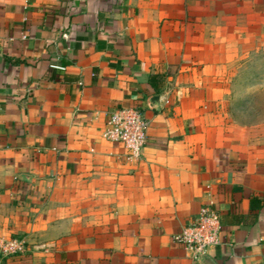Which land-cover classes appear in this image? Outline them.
<instances>
[{
    "label": "crops",
    "instance_id": "0c3cea01",
    "mask_svg": "<svg viewBox=\"0 0 264 264\" xmlns=\"http://www.w3.org/2000/svg\"><path fill=\"white\" fill-rule=\"evenodd\" d=\"M260 57L264 0H0V244L25 247L0 264H264V130L229 113ZM120 109L139 160L101 137ZM210 203L194 260L172 237Z\"/></svg>",
    "mask_w": 264,
    "mask_h": 264
},
{
    "label": "built area",
    "instance_id": "2783aa9c",
    "mask_svg": "<svg viewBox=\"0 0 264 264\" xmlns=\"http://www.w3.org/2000/svg\"><path fill=\"white\" fill-rule=\"evenodd\" d=\"M147 121L139 109H120L113 112L106 123L101 137L110 143L122 145L128 160H139L147 141ZM221 223L213 205L203 206L193 222L184 227L172 240L182 246L189 256L197 260L211 247L219 244ZM24 244L10 240L0 244L4 256L24 252Z\"/></svg>",
    "mask_w": 264,
    "mask_h": 264
},
{
    "label": "rangeland",
    "instance_id": "374dc122",
    "mask_svg": "<svg viewBox=\"0 0 264 264\" xmlns=\"http://www.w3.org/2000/svg\"><path fill=\"white\" fill-rule=\"evenodd\" d=\"M251 62L254 74H246L243 77L244 82L248 84L247 89L232 93L237 104L229 113L232 112L236 117L238 125H251L257 130H264V58H256Z\"/></svg>",
    "mask_w": 264,
    "mask_h": 264
},
{
    "label": "trees",
    "instance_id": "16d2710c",
    "mask_svg": "<svg viewBox=\"0 0 264 264\" xmlns=\"http://www.w3.org/2000/svg\"><path fill=\"white\" fill-rule=\"evenodd\" d=\"M162 79L163 77L161 74L151 76L150 82L156 93H159L158 85L162 82ZM263 203V198L252 197L250 201V214L242 217V222L248 226L254 225L257 220L258 211L262 207Z\"/></svg>",
    "mask_w": 264,
    "mask_h": 264
},
{
    "label": "water",
    "instance_id": "95a60500",
    "mask_svg": "<svg viewBox=\"0 0 264 264\" xmlns=\"http://www.w3.org/2000/svg\"><path fill=\"white\" fill-rule=\"evenodd\" d=\"M159 99H160L159 96H154L153 98H151L150 102L152 103V105L158 104Z\"/></svg>",
    "mask_w": 264,
    "mask_h": 264
}]
</instances>
